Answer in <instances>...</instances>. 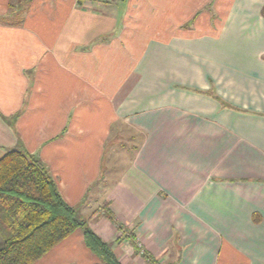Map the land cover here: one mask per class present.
Returning <instances> with one entry per match:
<instances>
[{
  "label": "crops",
  "instance_id": "1",
  "mask_svg": "<svg viewBox=\"0 0 264 264\" xmlns=\"http://www.w3.org/2000/svg\"><path fill=\"white\" fill-rule=\"evenodd\" d=\"M263 6L0 0V160L40 159L123 264H264ZM99 262L78 230L37 264Z\"/></svg>",
  "mask_w": 264,
  "mask_h": 264
},
{
  "label": "trees",
  "instance_id": "2",
  "mask_svg": "<svg viewBox=\"0 0 264 264\" xmlns=\"http://www.w3.org/2000/svg\"><path fill=\"white\" fill-rule=\"evenodd\" d=\"M83 2L78 0L80 5ZM261 15L264 18V6ZM108 206L104 205L101 211L120 233L118 242H135L134 231L120 224ZM78 230L82 231L87 248L99 259L98 264H123L112 246L64 201L40 159L17 149L0 160V264H37Z\"/></svg>",
  "mask_w": 264,
  "mask_h": 264
},
{
  "label": "rangeland",
  "instance_id": "3",
  "mask_svg": "<svg viewBox=\"0 0 264 264\" xmlns=\"http://www.w3.org/2000/svg\"><path fill=\"white\" fill-rule=\"evenodd\" d=\"M84 1H92V0H84ZM105 1L113 3L115 1L117 2L120 0H105ZM117 125L120 134L124 137L123 142L114 141L113 143L115 144V146H113V148L111 147L112 150H110L109 148L107 155V158L109 159H107V161L104 164V171L102 176L104 180L101 178V183L104 182L108 183V181H110L111 179L117 178V174H119L121 170H123V168L127 166V164L131 159L130 157H132L131 155L133 154L134 142L132 140H129V138L133 136L135 132L122 125L119 124ZM114 130L111 134V139L114 138L115 136ZM117 142H119V144H117ZM2 242H3V237L0 232V243Z\"/></svg>",
  "mask_w": 264,
  "mask_h": 264
}]
</instances>
